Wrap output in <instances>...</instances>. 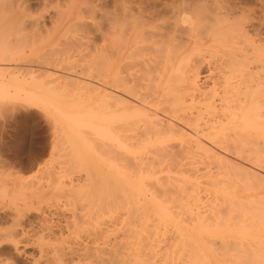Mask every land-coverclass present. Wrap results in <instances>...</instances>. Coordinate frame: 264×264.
Wrapping results in <instances>:
<instances>
[{"label": "bare ground", "instance_id": "1", "mask_svg": "<svg viewBox=\"0 0 264 264\" xmlns=\"http://www.w3.org/2000/svg\"><path fill=\"white\" fill-rule=\"evenodd\" d=\"M11 1L0 0V25L3 21H7L8 25L11 22L19 21L20 24L28 23L31 27L34 25L32 29L36 30L39 23L35 22V18L25 17L26 8L24 11L13 10ZM142 1L144 0H113L112 28L109 29L112 42V49H110L112 57L111 63H109L112 72L110 71L109 80H107L109 85H106L105 80L103 89L102 86L101 90L93 89L95 90L93 93L92 89H89L91 97L99 102H104L103 104L109 102L104 101L106 97L111 99V113L106 114L98 111V109L101 110L100 105V108L96 107L98 103L95 106V111H91L94 107L89 105L90 108H88L89 103L85 102L93 99L90 97L89 100L86 95L85 98L88 99L81 104L87 106L81 105L76 100L79 96L76 99L73 97L79 104L77 102L74 104L75 101L71 98L74 108L73 104L68 108L71 103L69 99L70 103L67 108H62L61 104L57 105L56 101L58 100L54 101L53 99L54 96L58 97L56 94H59V90L64 84L59 87L55 86V83L54 86L49 85L48 83L59 79L54 80L53 78L52 82L50 75L48 81L38 75L39 73L34 75L33 73L29 74V71L28 76L24 75L29 70L28 66L26 67L27 71L24 72V68H21L20 65L31 62L32 57L36 58L38 52L30 47L28 52L22 49L17 52L13 51V54L8 53L15 50L13 46L16 44L12 46V43L11 48L10 44L3 46L0 44V95L3 97L12 93L15 96L18 94L17 98L23 96L24 101L30 102V105L39 102L48 106L56 115L53 114L60 124L57 125L64 127L65 141L72 148L75 156L73 160L71 159L72 161H66L69 162L68 166L62 164L63 167L60 166V170L54 172L52 179L55 181L56 189L60 192L63 190L86 196L91 191L87 189L91 182L92 185L97 186L93 184L95 182H93L94 179H91V175L94 173L93 176H97L98 169L97 167L93 169L91 165L95 166L99 162L95 164L97 161L95 160L97 157L93 156L95 150H91L90 143L86 138L81 137L79 130L86 129V133L90 132L89 135L95 136H90V139L102 140L106 142V146L114 145L125 154L127 153L123 157L127 161L128 171L122 172L124 168H117L114 172L112 170L111 174L105 173L107 171L100 174L102 177L103 174L104 176L109 174V179L111 177L115 181L113 184L118 185L119 191L121 188L127 210L132 212L133 216H139V226L135 225V228H131V235L133 233L136 237V247L139 253L137 256H140L141 260L138 258L140 264H264V202H259V206L256 205L257 202L256 204L251 203L252 207L249 202L246 203H249L250 206L242 203L239 199L243 198L238 199V194L235 198L236 193L243 191L237 190V183L233 184L236 186L234 189H229L230 185L225 189L220 187L216 190L210 189L213 191V199L219 197L218 200L221 202L226 201V204L232 202L234 206L237 203L238 213L234 206L226 205L227 210L229 207H233L235 210V216L231 214V217L237 218V221L234 222L229 215L221 216L215 209L214 214L210 213L211 211L208 214L205 211L206 208L194 210L195 207H189L187 203H185L186 206L193 209L188 211V218H182L181 214H185L189 209L177 201L190 198L195 202V205L199 204L203 200L199 194L203 188L199 187L200 191H198L196 187L199 176L197 179L194 174L198 175L197 173L201 169L198 165L200 163L208 165L207 163H209L214 164L212 166L223 168L230 161L227 158L228 161L224 165L225 157H228L226 154L231 153L234 155L233 157L240 160V163H244L242 172L234 169L237 166L232 167L237 171V175L239 172V174L242 173V176H238L241 177V179L238 178L240 181L244 180V182L242 180V184L245 183V180L252 181L255 176L254 182L262 179L259 173H264V40L256 37L259 34V28H256V22H259L256 21V8H249L246 4L238 2L239 0H171L160 3L158 0H153L159 3L158 8H149L150 6L146 7L143 4L141 7ZM148 1H145L144 4ZM4 2L7 7L3 6ZM3 27L4 24L0 26L2 31ZM99 33L101 32L99 31ZM40 53L41 51L38 55L43 52ZM104 54L103 52V56ZM51 59L53 60V57ZM96 66L98 65L96 64ZM22 69L24 71L21 74ZM70 77L68 79L71 81ZM97 77L99 76L97 75ZM65 80L67 79L65 78ZM69 80L65 81L66 87L68 83L70 84ZM72 83L74 86L75 82L72 81ZM85 83L81 82V84ZM88 85L78 86L77 90L86 89L89 87ZM11 91L13 92L11 93ZM89 92L87 91L86 94L88 95ZM82 93L85 94L84 91ZM94 100L90 102H94ZM28 103L24 104L25 109L29 108ZM99 104L102 105V103ZM19 108L21 107L19 106ZM50 118L47 117L49 121ZM55 122L57 123V121ZM94 142L98 144L97 141ZM110 145L109 147H111ZM66 162L65 165H67ZM118 164L116 166H119ZM231 165H228L229 168ZM118 169H122V171ZM81 172L84 174L83 180L72 176ZM203 173L202 171L204 177L205 173ZM192 175L197 180L194 177L191 178ZM220 175L222 176V174ZM206 180L205 182H209V184L217 183L214 178ZM98 182L100 181L98 180ZM222 182L224 183V181ZM227 182L226 179L224 184ZM213 185L211 187L215 186ZM245 185L247 186V184ZM96 188L98 189V186ZM17 194L20 193L16 192L15 196ZM110 201L113 202L111 199ZM218 202L220 204V201ZM92 203L94 204L95 201ZM27 206L29 205L27 204ZM115 206H117L116 203ZM248 206L254 209L251 213ZM255 207L257 210L259 209V213L256 212ZM132 214L129 215L133 217ZM237 215L239 217H236ZM254 216L257 218L256 221H253ZM249 217H251L252 223H250L251 219L247 220ZM245 218L246 220L243 221ZM129 225L131 226L130 223ZM6 235L4 233L3 236ZM10 242L13 244L11 238L1 239L0 237V245ZM219 244L220 246H217L220 247L219 251L224 244L220 255H218L219 251L217 254L215 253L218 248H213ZM230 246L234 248L231 249ZM227 250L228 252H226ZM229 252L230 255L227 254ZM138 259L136 257V260Z\"/></svg>", "mask_w": 264, "mask_h": 264}, {"label": "rangeland", "instance_id": "2", "mask_svg": "<svg viewBox=\"0 0 264 264\" xmlns=\"http://www.w3.org/2000/svg\"><path fill=\"white\" fill-rule=\"evenodd\" d=\"M145 1H148V0L142 1L141 7L143 5H146V7L150 6L149 8H158V6H160L159 3L161 1L167 2L171 0H158L159 3L157 1L155 2L151 0V1H148L146 4H144ZM238 2H240L241 4L244 3L243 5L246 4L247 7L249 6V8H253V9L256 8L255 9L256 10V21H259V22H256V28H259L258 30L259 34L256 37H260L261 39L264 40V17H263L264 16V0H239ZM11 5L13 7V10L20 9L24 11V9L26 8L25 9L26 11H24L25 17H28L30 19L35 18V22L39 23V24L36 23L37 26L35 25L38 30L37 29L34 30V28L32 29L34 25H32L31 27L30 25H28V23H25L26 24L25 26V24H20L19 21H15L14 23L11 22V24L8 25L6 23L7 21H3L2 25H0V26H3L4 24L3 31L1 29L2 27L0 28L1 29L0 30V44L2 46L5 44L6 45L10 44V48H11V43H12V46L16 44L17 47L16 45L13 46L15 47V50L13 49L12 51L8 52L12 54L22 49L28 52L30 47L34 48L38 52L35 56L36 58L32 57L31 62L29 63L27 62L25 64L20 65V67L24 68L25 70L24 71L22 69L21 74L23 73V71L26 72L27 69H29L26 72V74L24 73V75L28 76L27 73L29 71H30L29 74L33 73L34 75L35 74L37 75L39 73L38 75H40L43 79L47 81L50 75V80H52V82H53V78L54 80L56 78H59V79H56V81H54L53 83H48L51 86L52 85L54 86V83H55V86L58 85V87L62 84H64L63 87H66L65 81L67 82L69 80L68 78L71 76L70 78H72L73 80L72 79L71 81L69 80L70 84L68 83L65 89L62 87V89L59 90V94L58 95L56 94V97L58 96L57 97L58 99L55 98L54 96L53 100L54 101L58 100L56 101L57 105L61 104L62 108H67L68 107L67 105H69L73 97H75L74 99H76L78 96H79L78 98H81V99L79 100L77 98L76 100L80 102L81 104V102L85 101L88 98L90 100V97L92 95L89 92L90 88L92 89L91 92L93 93V91L95 92L96 89L101 90V86L103 89L105 82L107 86L109 85L107 80H109L110 71L112 72L111 70L112 68H110L111 66L109 65V63H111V57H112L111 56L112 51L110 52V49H112L111 48L112 42L110 40L111 38L110 30L112 28L113 0H12ZM3 6L7 7V4L4 2ZM22 7L23 9H21ZM146 7L144 6V8ZM1 9L3 10V8ZM5 30L6 32H4ZM99 31L101 33H99ZM107 32L109 35L107 34ZM101 34L102 35L104 34L105 36H102ZM85 35H86V38H85ZM78 38H80L81 40H79ZM7 40H9L10 43H8L9 41L7 42ZM40 51L41 53L43 52L42 54L44 55V57L41 53H40L41 55H38ZM103 52L109 55L104 54L103 56ZM51 56L53 57L54 62L51 59L52 58ZM44 59L45 60L47 59V60L45 61ZM99 60H101L102 62L101 61L99 62ZM96 64L98 66H96ZM34 70L36 71L34 72ZM107 72H108V75H107ZM97 75L99 77H97ZM65 78L67 80H65ZM72 81L75 82L74 86H72L73 83L71 84ZM81 82L82 83L86 82L87 84H89L88 85L89 87L86 89L84 88L81 90H77L78 86L87 85L86 83L81 84ZM70 87L72 88L74 87V89ZM67 88L69 91L66 90ZM78 91H80L79 94H78ZM81 91L82 92L84 91L85 94H83ZM87 91L89 92L88 95L86 94ZM12 92L13 91H11V93ZM76 92H77V95H75ZM80 93H82L83 96ZM11 95L9 94L3 97L0 95V237L1 239L5 237L9 239L11 238L13 240V244H11L10 242L7 244L0 245V264H138V263L140 264L141 263L139 262L140 256L139 257L137 256V254L139 253L137 252L138 250L136 247L137 246L136 237L133 235V233L131 235V228L132 229L133 227L135 228L136 227L135 225L139 226L138 225L140 221L139 216L136 215L138 219V221H136L137 219L135 215L133 216L132 212L127 210V204L124 201L125 199L123 197V192H121V188L119 191L118 185H116L115 183H114L115 185L113 184V182L115 181L112 180L111 177H110L111 180L109 179V174L112 173L111 172L112 170L114 172L115 169L117 168L119 169L124 168L123 171L122 169L121 170L118 169V170L122 172L128 171V165L126 164L127 161L123 157V155L125 156L127 155V153L125 154L124 152L121 151V149L114 147V145L111 146L110 144H108V146H106V142L102 140L100 141V140H97L96 138L90 139L91 137H95V136L93 134H92L93 136L89 135L88 133L90 132L86 133L87 132L86 129L79 130V134L81 135V137L83 136V138H86L88 142L90 143L91 150L92 151L95 150L93 151V156H95V158L97 157L95 159L97 161L95 160L93 161H95V164L99 162L98 164L100 165L101 168L99 167L98 164L95 165L94 162H93V165L95 166L91 165V167L93 169H96L94 167H97L98 169L97 171L99 174L104 173V171H107L105 173H109V174L107 175L105 174L106 176H104L103 174V177H102V174L100 175L98 174L99 175V176L97 175L98 177L97 176L94 177L93 176L94 173L91 175V179H94V181L93 180L92 181L95 182L93 184H96L98 186V189L96 188L97 186L92 185V182H91V184L87 186L88 191L89 189L91 190L90 193H87L90 196L89 195L87 196L86 194L87 196L86 197V196L77 194L76 192H73V194L76 193V195L79 196L77 197L76 195H73L72 192L70 193L66 191L64 192L63 190L62 192H60V190L58 191L56 189L55 181L52 179L54 178L53 177V175L55 174L54 172H58L60 170V166L61 168L63 167V165L68 166L69 165L68 163L70 162V160L71 159L73 160L75 156V154H73L71 150L72 148H70V146H68L67 141H65L64 127L58 126L60 124L58 120L55 119L56 115L54 114L53 111L50 110V107L44 106L40 104L39 102L36 103L37 104V107H36L35 103L30 105L31 104L30 102L29 104L28 102L24 101L25 99L23 98V96L19 95L20 98L19 97L17 98L16 96L18 94L15 96V94L12 93ZM60 95L62 96V98ZM85 95L86 97L88 96V98H85ZM63 97L67 98L65 100H67L68 102L67 101L65 102ZM91 98L93 99V97ZM93 100H90V101H93ZM110 100L111 99L110 98L107 99V97L104 100L106 102L109 101L108 104L110 105L103 104L104 102H99L96 99L94 100V102H90L86 100L85 103H89L88 108H90V106L94 107L93 109H91V111L93 112L95 111L96 107L100 108L99 107L100 105L101 106L100 109L101 110L104 109V110L101 111L98 109V111H100L101 113L109 114L112 111V101ZM54 101L52 102L54 103ZM77 101H75V103L71 101L68 108H70L71 104L73 103L77 104L78 103ZM63 102H65L64 105H63ZM27 103L29 104V108L27 107V109H25L26 106H24V104H27ZM99 103H102V105ZM74 104L72 105L73 108H74ZM81 105H85V104L82 103ZM19 106L21 108H19ZM109 106L111 107L109 108ZM47 113L48 114L50 113V114L48 115ZM51 114L55 115V116L53 115L54 118ZM47 117L48 118L51 117L52 119L50 118V121H49ZM55 121H57V123ZM93 140L97 142L100 141L98 142L99 145ZM94 143L96 145H92ZM109 145L112 148L114 147L115 149L114 148L112 149L111 147H109ZM230 154L228 155L226 154V156L228 157H225L226 160L224 159L225 160L224 165H225V162H227L228 160H230L229 161L230 163L227 162L228 164L226 163L227 165L223 168L222 167L219 168V166L217 167L215 165L217 168L216 170L215 166H212L214 164H209V163H207L208 165L201 164V163L198 165L199 168L201 169L200 171H198L197 173L198 175L194 174V176H196L197 179L199 176L198 182L196 183L197 185L199 184L198 186L196 185L197 190L199 189V187L201 189L203 188L204 190V191L198 190L200 191L199 194L201 195L203 199L201 200L202 202L200 201L199 204L195 205V202H193L190 198L189 199L183 198L184 202L182 201V199H179L177 200L178 203L179 202L180 204L183 203L185 206H186L185 203H187L189 207H193V208L195 207L194 210L196 209L201 210V209L206 208L205 211H207L208 214L210 211H211L210 213L214 214L216 210V212H219L218 214H220L221 216L229 215L230 219L234 222L237 221V218L231 217V214L233 215L235 214V210L238 208V207L236 208L237 203L234 206L232 205V202L230 203L227 202L229 206H234L235 208L234 210L233 207L232 208L229 207L228 208L229 210H227L226 201L221 202V200H218L219 197H215L213 199L214 195L212 194L213 192L212 190H216V188H219V187L225 189V188H228L229 185H230L229 189H234V187L237 186L236 188H238L237 190H239V192L242 190L243 191L241 192L242 194L236 193L235 198L237 197V194H238L239 195L237 197L238 199L243 198V199H239L241 200L242 203H245L247 205L249 203L256 204V202H257L256 205H258L259 202L263 203L264 202L263 201L264 200V180H263L264 173L263 172L259 173V176L262 177L260 181L254 182L256 180V176H255L252 178V181L245 180V183L242 184L241 182L243 179L240 181L241 177H238V176H242V173L239 174L240 173L239 172L237 175L236 170H239V171L241 170L242 172L244 170L243 169L244 165L242 164L244 163L242 162L240 163V160L236 159L235 157H233L234 155L232 154L230 155ZM67 160L69 161L68 163L66 162ZM65 162L67 165H65ZM115 163L116 164L120 163L121 165L118 164L119 166H116ZM72 164L74 165V163ZM230 164L232 165L229 168L228 165ZM226 167L227 169H225ZM232 167L233 168L235 167L234 169L236 170L232 169ZM100 169H102L101 172H99ZM201 170L205 173V174L203 173L204 177L202 176ZM215 171H217V173H215ZM206 173H209V174H206ZM220 174H222V176ZM72 176L78 180L84 179L83 172L74 174ZM194 176L192 175L191 178H193ZM196 177H194L195 180H197ZM212 178H214L217 181V183L215 182L217 186L214 183L216 187L212 183H210L211 184L210 185L209 182H207L208 184L205 182L207 181L206 179L212 180ZM225 178L228 181L226 184H224L226 182ZM95 179L97 180L95 181ZM98 180L100 182H98ZM17 181L18 183L16 184ZM222 181H224V183ZM233 181H236V182H233ZM110 182L112 185L110 184ZM203 183L206 184L207 186L206 185L204 186ZM234 183H237L236 186H233ZM258 183H262V184H258ZM245 184H247V186ZM5 185H7L6 188H5ZM208 185H210L209 188H208ZM212 185L215 187V189L214 187H211ZM232 186L233 188H231ZM242 186L246 189V191ZM210 189L212 190L210 191ZM16 192L17 193L19 192L20 194H17L15 196ZM92 192H93V195H92ZM80 196H82L81 199H80ZM110 199L114 203L111 202ZM220 199L222 198L220 197ZM239 200H238V203H239ZM250 200L251 201L253 200V202H250ZM94 201L95 203L93 204L92 202ZM218 201H220V204ZM86 202H89L90 205L89 203L87 204ZM246 202H249V203H246ZM115 203L117 206H115ZM221 203L222 204L225 203V204L222 205ZM27 204L29 206H27ZM192 204L193 206H191ZM255 204L254 206H256ZM198 205H200L201 207L200 206L197 207ZM189 207L187 209H189ZM251 207H252V204H251ZM257 207H255L256 208L255 210L256 212L259 213V209L257 210ZM221 208L223 210L225 208V210L223 211ZM191 209L187 210V212L185 210L186 212L185 214L182 212H179V213H182L180 217L188 218L187 215ZM252 209L253 208L249 209L250 213L252 212ZM236 213H238V209L236 210ZM129 214H132L134 218L131 217ZM17 215L19 216L17 217ZM238 215L236 217H239ZM251 215L253 216L254 213ZM255 216L253 217L254 218L253 221L257 219ZM248 219H251V217L247 218V220ZM245 220L246 218L243 219V221ZM129 223L131 224V226L129 225ZM250 223H252V219ZM128 227L130 228L128 229ZM4 233L5 235L6 234L7 235L3 236ZM131 236L133 237L130 238ZM14 245L16 246L15 248H14ZM217 246H220V244L213 246V248ZM222 246H221V249L223 250ZM133 247L134 248L136 247V248L134 249ZM219 248L216 250L215 252L216 254L218 253ZM221 249H220L221 252L219 251L218 255L222 253ZM226 252H228V250ZM226 252L224 251V253ZM227 254L230 255V252ZM136 257L137 259L138 258L139 259L136 260Z\"/></svg>", "mask_w": 264, "mask_h": 264}]
</instances>
